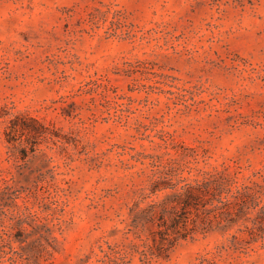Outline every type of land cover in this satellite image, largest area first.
I'll list each match as a JSON object with an SVG mask.
<instances>
[{"label": "rangeland", "instance_id": "374dc122", "mask_svg": "<svg viewBox=\"0 0 264 264\" xmlns=\"http://www.w3.org/2000/svg\"><path fill=\"white\" fill-rule=\"evenodd\" d=\"M0 264H264V0H0Z\"/></svg>", "mask_w": 264, "mask_h": 264}, {"label": "trees", "instance_id": "16d2710c", "mask_svg": "<svg viewBox=\"0 0 264 264\" xmlns=\"http://www.w3.org/2000/svg\"><path fill=\"white\" fill-rule=\"evenodd\" d=\"M17 132V124H14V126L11 127V132L8 134V136H11V134H16ZM12 140L14 141L15 139L11 138L10 141ZM225 184L232 185L230 184L229 180H225L223 178L219 179L214 176L205 178V180L203 181H197L194 185L185 184L179 189V191L173 196V198L166 197V199H164L161 203L152 202L146 208L141 209L140 211L137 210V208L133 209V224L135 227H137L140 223H142L143 225H145L146 223H154L155 218L158 216L160 217V220H165L166 215L170 211H173V213H175L177 217H180L179 209L183 212L181 214H186V210L189 208V206L192 205V201L195 202L194 204H198L197 202H199V199L202 200V198L206 195L211 194L215 196L217 192H212V190L216 191L218 188ZM157 188V182H154L151 188L152 193H154ZM238 194H241L240 191H238ZM136 207L138 206L136 205ZM177 217L174 218V221H176V234H179L181 237L185 238L190 235L195 229L189 228L187 225V221L182 223L177 219ZM179 225H181L180 228ZM162 234V242L165 243V241H167V232ZM170 243L172 244L173 242ZM161 249L163 251L167 250L165 246L161 247Z\"/></svg>", "mask_w": 264, "mask_h": 264}]
</instances>
